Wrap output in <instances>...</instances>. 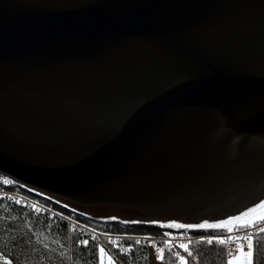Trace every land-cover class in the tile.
Masks as SVG:
<instances>
[{
  "label": "water",
  "instance_id": "1",
  "mask_svg": "<svg viewBox=\"0 0 264 264\" xmlns=\"http://www.w3.org/2000/svg\"><path fill=\"white\" fill-rule=\"evenodd\" d=\"M0 176L125 227L264 201V0H0Z\"/></svg>",
  "mask_w": 264,
  "mask_h": 264
},
{
  "label": "trees",
  "instance_id": "2",
  "mask_svg": "<svg viewBox=\"0 0 264 264\" xmlns=\"http://www.w3.org/2000/svg\"><path fill=\"white\" fill-rule=\"evenodd\" d=\"M40 200H44L38 197ZM59 211L73 219L85 223L91 229L105 233L149 234L162 235L164 233L200 232L211 229L190 230L164 227L159 225H135L124 228L119 223H101L85 218L83 215L53 204ZM4 221L15 223L22 230L18 234L17 228L6 225ZM25 230V231H23ZM87 239V244L81 243ZM103 247L95 238H86L78 230L70 231L67 223L58 218L53 219L31 209L0 198V264H22L27 257L34 264H40L37 257L44 258L49 252H56L70 264H88L89 261L98 263L99 248ZM118 260L104 248L117 264H149L148 251L143 246H134L132 250L121 251L117 245ZM191 256L186 258V264H227L225 250L215 244L190 245ZM193 256L198 257L194 263ZM243 258V257H242ZM247 258L244 257V260ZM26 264V262H25ZM163 264H173L171 253L166 252ZM246 264V261L245 263ZM252 264H264V233L254 237Z\"/></svg>",
  "mask_w": 264,
  "mask_h": 264
},
{
  "label": "built area",
  "instance_id": "3",
  "mask_svg": "<svg viewBox=\"0 0 264 264\" xmlns=\"http://www.w3.org/2000/svg\"><path fill=\"white\" fill-rule=\"evenodd\" d=\"M38 197L44 199L40 200ZM0 198H3L9 202L15 203L17 205L23 206L25 208L31 209L42 215H48L53 219H60L65 221L69 227L70 231L78 230L83 236H91L97 238L100 242H107V248L112 256L118 260L117 251L113 243H110V239L115 241L121 251L125 249L127 251L132 250L134 246H143L148 251V257L150 260L155 263L163 264L164 256L166 252L171 253L173 264H180L179 257H184L186 264V258L189 257L188 252H190V245H200L208 244L206 242L207 238H224L228 235H241L243 230L240 233L233 232L228 233L225 229H216L200 232H177V233H167L168 235H149V234H127V233H118V234H104L99 231L93 230L84 226L83 223L73 219L67 214L59 211L56 207L53 206L55 202L48 200L47 198L27 192L21 188L16 183L5 179L0 176ZM57 204V203H55ZM261 234V233H258ZM257 234V235H258ZM255 237V236H254ZM136 240H140V243L137 244ZM85 241V240H84ZM199 241V242H198ZM165 242H168V247H165ZM187 245L188 251H185L181 245ZM218 246H222L225 250V257L228 262L227 253L233 251L235 245L232 243L219 244L216 240H213V243ZM157 248L163 249V259L157 258ZM245 252L247 248L244 249ZM194 263H198V257L193 256Z\"/></svg>",
  "mask_w": 264,
  "mask_h": 264
},
{
  "label": "snow or ice",
  "instance_id": "4",
  "mask_svg": "<svg viewBox=\"0 0 264 264\" xmlns=\"http://www.w3.org/2000/svg\"><path fill=\"white\" fill-rule=\"evenodd\" d=\"M261 213L260 215H253L256 213ZM251 217V219H248ZM167 227H178V228H216V229H225L228 233L237 232L240 233L243 230L241 235H228L224 238H207L206 242L212 244L215 239L219 244L232 243L235 245L233 251L227 253L229 259L227 264H234V261H238L241 257H246V264H252V252L254 247V236L258 233H264V201L256 204L254 207L248 208L246 211L240 213V215L230 217L226 220H222L216 224H200V225H167ZM165 235H168L165 233ZM95 239V237H93ZM110 243L115 245V241L110 239ZM199 242V241H198ZM81 243L87 244V241H82ZM136 243L139 244L140 240H136ZM168 242H165V247H168ZM188 251L187 245H181ZM245 248L247 251L245 252ZM101 254V264H104L103 257L108 255L105 252L103 247L99 248ZM124 251H127L126 249ZM189 256L192 255L191 252H188ZM157 258L163 259V249L157 248ZM109 264H115L111 256L108 257ZM180 264H185L184 257H179ZM5 264H8L6 261Z\"/></svg>",
  "mask_w": 264,
  "mask_h": 264
},
{
  "label": "rangeland",
  "instance_id": "5",
  "mask_svg": "<svg viewBox=\"0 0 264 264\" xmlns=\"http://www.w3.org/2000/svg\"><path fill=\"white\" fill-rule=\"evenodd\" d=\"M65 209H68V208H66L65 207ZM68 210H70V209H68ZM72 211V210H71ZM261 213H256V214H253V215H260ZM69 216V215H68ZM248 219H251V217H249ZM3 223H6V225H12L11 227L12 228H17L18 229V234L19 233H21V231L22 230H20L16 225H15V223H14V225H13V223H11V222H9V221H4ZM81 223H83V222H81ZM83 225L84 226H86L85 225V223H83ZM88 227V226H87ZM121 227H124L125 228V226H122L121 225ZM126 228H129V227H126ZM23 231H25V230H23ZM98 231V230H97ZM99 232H101V231H99ZM101 233H104V234H110V233H105V232H101ZM112 234V233H111ZM93 238V237H91V236H86V238ZM97 239V238H96ZM87 239H85V241H86ZM97 241H99L98 239H97ZM99 243H101L102 245H103V247L104 248H106L107 249V251L109 252V250H108V248H107V242H104V243H102V242H100L99 241ZM118 253V252H117ZM31 256L32 257H35L37 260H39L40 261V264H70L68 261H66V260H64V259H62L61 257H60V255L58 254V253H56V252H49L44 258H40V257H37L36 255H34V254H31ZM110 255L108 254V255H106V256H104L103 257V262H104V264H109V259H108V257H109ZM113 258V257H112ZM30 259H31V257H27V259L24 261V262H21L22 264H25V262H26V264H34V263H32L31 261H30ZM98 263L97 264H101V254H99V257H98ZM114 260V259H113ZM148 261H149V264H153V262L150 260V258L148 257ZM245 261L247 262V259L246 260H244V257L242 258L241 257V259L240 260H238V261H234V264H244L245 263ZM114 262H115V264H117L116 263V261L114 260ZM88 264H96V262L95 261H89L88 262ZM155 264H159V263H155Z\"/></svg>",
  "mask_w": 264,
  "mask_h": 264
}]
</instances>
